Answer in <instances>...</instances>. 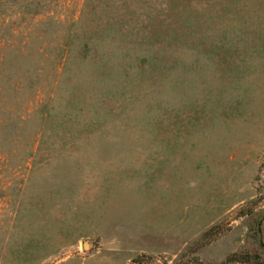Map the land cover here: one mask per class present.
Wrapping results in <instances>:
<instances>
[{"label": "rangeland", "instance_id": "rangeland-1", "mask_svg": "<svg viewBox=\"0 0 264 264\" xmlns=\"http://www.w3.org/2000/svg\"><path fill=\"white\" fill-rule=\"evenodd\" d=\"M261 259L264 0H0V264Z\"/></svg>", "mask_w": 264, "mask_h": 264}, {"label": "trees", "instance_id": "trees-1", "mask_svg": "<svg viewBox=\"0 0 264 264\" xmlns=\"http://www.w3.org/2000/svg\"><path fill=\"white\" fill-rule=\"evenodd\" d=\"M244 257L245 258H243L242 261H248V259H247V257H249L248 254L245 253ZM262 263H264V259H261V260H259L257 262H254V264H262Z\"/></svg>", "mask_w": 264, "mask_h": 264}]
</instances>
